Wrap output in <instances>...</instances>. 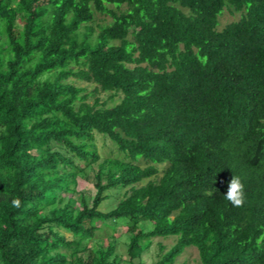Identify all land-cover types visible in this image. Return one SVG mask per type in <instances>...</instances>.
Here are the masks:
<instances>
[{
  "label": "trees",
  "instance_id": "1",
  "mask_svg": "<svg viewBox=\"0 0 264 264\" xmlns=\"http://www.w3.org/2000/svg\"><path fill=\"white\" fill-rule=\"evenodd\" d=\"M97 219L126 264H264V0H0V264H121Z\"/></svg>",
  "mask_w": 264,
  "mask_h": 264
},
{
  "label": "rangeland",
  "instance_id": "2",
  "mask_svg": "<svg viewBox=\"0 0 264 264\" xmlns=\"http://www.w3.org/2000/svg\"><path fill=\"white\" fill-rule=\"evenodd\" d=\"M238 18H239V13L230 14L227 10H225L223 12V14L219 17V21H220L219 27H222L228 21L236 20ZM109 19L110 18L108 16H105V15H102L99 13H95L94 23L107 22V21H109ZM74 83L76 85H81V86L86 87V89L88 91H90L93 88L92 84L86 83L84 81L75 80ZM95 95H98L100 97V99H102V100L106 98V94L104 92H100V93H97ZM93 99H94V97L92 95H90L87 98V101L92 102ZM113 102L114 101H110L107 104L109 105ZM95 142H96L97 149H98L100 156H108V154H111V155L114 154V149H115L114 145L112 144V142L107 137H104L100 134H96ZM86 175L87 176L83 175V177L79 179L78 190H81L84 193L86 202L88 204H90L92 196L95 192V189H94L93 184H92L93 179H92V175H91V171H90V166L86 170ZM116 192L118 193L119 190H117ZM120 192H122V191H120ZM114 203H115V201L111 200V201H108L107 203H105L102 207L104 209H108ZM94 223L96 226L102 227V230H98L97 234L88 240V244L90 246H92L95 243L101 242L103 245H105L107 241H110V240L114 239L115 237H117V248H116V250H117L118 254L122 257L123 262H121V264H124L125 263L124 260L127 258V255L125 253V243L127 240L124 237V235H122V234H124L123 232L125 230V227L122 226L121 223L120 224L114 223L113 221L103 222V221L98 220V219ZM104 223L114 225L115 230L112 231L111 229L107 228L106 226H104ZM110 234H111V236H110ZM102 237H104V238H102ZM158 242H161L165 246V249H167L175 242V237L169 236L166 238H162V237L153 238L152 243L142 253V256L140 257V259L139 260L136 259V264H153V262L157 258V253H158L157 252V249H158L157 243ZM197 259H198L197 249L194 247H188L176 258V262L185 261L186 264H197Z\"/></svg>",
  "mask_w": 264,
  "mask_h": 264
},
{
  "label": "clouds",
  "instance_id": "3",
  "mask_svg": "<svg viewBox=\"0 0 264 264\" xmlns=\"http://www.w3.org/2000/svg\"><path fill=\"white\" fill-rule=\"evenodd\" d=\"M224 199L234 207H242L246 201V191L244 182L237 175H233L228 182L227 191L223 195ZM14 205L19 206V201H13Z\"/></svg>",
  "mask_w": 264,
  "mask_h": 264
}]
</instances>
